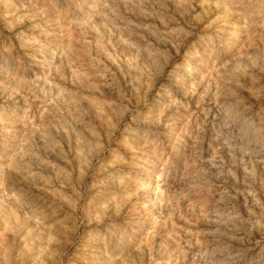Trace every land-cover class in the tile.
Here are the masks:
<instances>
[{"label": "rangeland", "instance_id": "1", "mask_svg": "<svg viewBox=\"0 0 264 264\" xmlns=\"http://www.w3.org/2000/svg\"><path fill=\"white\" fill-rule=\"evenodd\" d=\"M0 264H264V0H0Z\"/></svg>", "mask_w": 264, "mask_h": 264}]
</instances>
